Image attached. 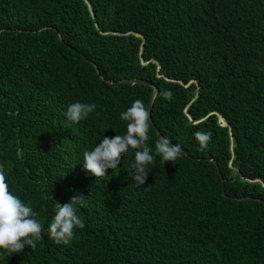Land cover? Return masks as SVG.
Returning a JSON list of instances; mask_svg holds the SVG:
<instances>
[{"label":"trees","instance_id":"trees-1","mask_svg":"<svg viewBox=\"0 0 264 264\" xmlns=\"http://www.w3.org/2000/svg\"><path fill=\"white\" fill-rule=\"evenodd\" d=\"M153 87L148 144L182 155L156 156L142 186L132 149L85 170ZM75 101L96 109L73 123ZM0 165L44 226L0 264H264V0H0ZM76 194L85 228L57 244L47 225Z\"/></svg>","mask_w":264,"mask_h":264},{"label":"clouds","instance_id":"clouds-1","mask_svg":"<svg viewBox=\"0 0 264 264\" xmlns=\"http://www.w3.org/2000/svg\"><path fill=\"white\" fill-rule=\"evenodd\" d=\"M95 109V103L75 101L68 105L65 116L69 121L79 123ZM120 119L126 122V131L122 135L104 136L90 150L83 152V168L94 176L103 177L106 170L118 168L123 155L132 149L134 156L131 179L142 186L150 172L148 166L154 162L156 156L164 164L175 161L182 155L181 145L171 143L168 136L161 135L155 141L154 150L149 146V112L141 100L133 101L130 107L120 113ZM194 135L200 147L206 148L211 133L198 131ZM22 154L21 150L17 151V156ZM85 203L84 196L79 194L73 195L66 203H58L47 225L48 237L57 244H70L75 230L85 228V221L78 214V207ZM36 215L28 203L9 191L5 168L0 165V251L12 255L21 253L26 246L35 249L37 241L42 239L44 228Z\"/></svg>","mask_w":264,"mask_h":264},{"label":"water","instance_id":"water-1","mask_svg":"<svg viewBox=\"0 0 264 264\" xmlns=\"http://www.w3.org/2000/svg\"><path fill=\"white\" fill-rule=\"evenodd\" d=\"M96 71L98 72L97 68H96ZM123 82H130L132 84H135V83H142V84H146V85H150L152 86V84L150 82H147L145 80H142V79H125L123 80ZM157 92V89L156 87H153V92H152V95L150 97V100H149V107H148V112H149V119H150V122L152 123V125L154 126L153 124V121L151 119V116H150V108L152 106V103H153V100H154V97H155V94ZM158 131V130H157ZM211 160V158H208Z\"/></svg>","mask_w":264,"mask_h":264}]
</instances>
